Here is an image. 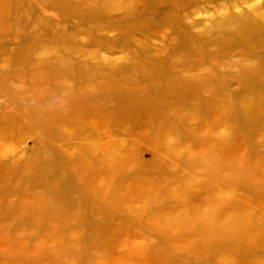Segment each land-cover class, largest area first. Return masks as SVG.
I'll return each instance as SVG.
<instances>
[{
	"label": "rangeland",
	"instance_id": "rangeland-1",
	"mask_svg": "<svg viewBox=\"0 0 264 264\" xmlns=\"http://www.w3.org/2000/svg\"><path fill=\"white\" fill-rule=\"evenodd\" d=\"M0 264H264V0H0Z\"/></svg>",
	"mask_w": 264,
	"mask_h": 264
}]
</instances>
